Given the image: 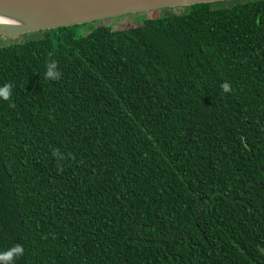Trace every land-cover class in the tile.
<instances>
[{"label": "trees", "instance_id": "obj_1", "mask_svg": "<svg viewBox=\"0 0 264 264\" xmlns=\"http://www.w3.org/2000/svg\"><path fill=\"white\" fill-rule=\"evenodd\" d=\"M98 23L0 47V252L264 264V0Z\"/></svg>", "mask_w": 264, "mask_h": 264}, {"label": "water", "instance_id": "obj_2", "mask_svg": "<svg viewBox=\"0 0 264 264\" xmlns=\"http://www.w3.org/2000/svg\"><path fill=\"white\" fill-rule=\"evenodd\" d=\"M215 1L221 0H0V37Z\"/></svg>", "mask_w": 264, "mask_h": 264}, {"label": "rangeland", "instance_id": "obj_3", "mask_svg": "<svg viewBox=\"0 0 264 264\" xmlns=\"http://www.w3.org/2000/svg\"><path fill=\"white\" fill-rule=\"evenodd\" d=\"M248 1H255V0H221V1H215L210 3V7L213 9L218 8H230L234 5L248 2ZM188 7H178V8H166L156 11H148V12H139V13H133V14H126L117 16L115 18L105 19V20H98L99 23L97 25H111V26H123V25H138L141 24L145 19L148 18H157L158 16H166L169 14L174 13H183L186 12ZM95 21V22H98ZM95 22H90L86 24H82L80 26H75L80 31H86L89 28L94 27L96 24ZM44 37V31H36V32H30V33H23L18 34L14 36H8V37H0V47H4L7 45H13L18 43H23L25 41L29 40H35L40 39Z\"/></svg>", "mask_w": 264, "mask_h": 264}, {"label": "clouds", "instance_id": "obj_4", "mask_svg": "<svg viewBox=\"0 0 264 264\" xmlns=\"http://www.w3.org/2000/svg\"><path fill=\"white\" fill-rule=\"evenodd\" d=\"M45 77L49 80H58L61 77V73L58 70L57 63L51 61L47 64ZM222 89L224 92H229L231 90V85L227 82L222 84ZM13 86L11 84H4L0 86V100L9 101L12 96ZM12 106V105H10ZM52 155L57 158V160H63L64 156L59 152V150L54 149ZM24 252L22 245H15L7 251L0 252V264H13L14 257L22 256Z\"/></svg>", "mask_w": 264, "mask_h": 264}]
</instances>
